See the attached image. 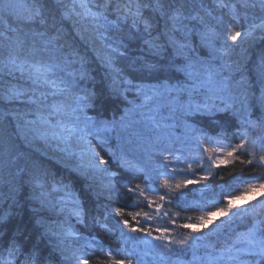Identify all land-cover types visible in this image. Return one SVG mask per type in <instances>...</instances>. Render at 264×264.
<instances>
[{"label": "snow or ice", "instance_id": "obj_1", "mask_svg": "<svg viewBox=\"0 0 264 264\" xmlns=\"http://www.w3.org/2000/svg\"><path fill=\"white\" fill-rule=\"evenodd\" d=\"M69 22L91 44L107 90L85 84L89 58L66 45ZM193 34L207 53L195 54ZM132 39L142 40L153 58L171 45L183 57L174 68L183 80H161L158 63L132 57ZM257 39L264 40V0H0V72L7 78L0 100L16 106L5 117L29 149H18L7 132L0 136V177L8 187L0 196L6 205L0 207V264H47L39 243H25L32 240L27 225L9 227L17 194L28 189L42 209L65 217L58 230L41 235L55 264H264V208L256 212L264 206V115L253 118L247 95L233 94L243 81L234 79L225 59L241 41ZM123 62L157 82L129 79ZM198 93L207 99L193 103ZM110 95L122 96L124 104L111 115ZM259 103L264 108V89ZM178 113L197 118L185 120L179 135ZM221 113L235 120L226 116L214 134L197 126L199 118ZM53 158L107 202L91 222L108 232L115 249L79 231L90 213L81 195L45 166ZM237 161L245 167L229 181L213 171ZM215 177L226 203L221 199L213 209L207 197L188 202L185 189L215 191ZM233 181L247 183L246 192L261 191L258 205L234 208ZM189 209L201 212L195 222L181 218ZM177 228L187 234L177 238Z\"/></svg>", "mask_w": 264, "mask_h": 264}, {"label": "trees", "instance_id": "obj_2", "mask_svg": "<svg viewBox=\"0 0 264 264\" xmlns=\"http://www.w3.org/2000/svg\"><path fill=\"white\" fill-rule=\"evenodd\" d=\"M51 2L54 4L55 0H51ZM167 2L172 3L174 0H167ZM147 12V10H146ZM159 31L163 33L164 31V21L161 19L158 22ZM65 32V43L66 45L74 46L75 48L79 49L82 53H85L89 58V71L91 80L85 81V84L89 87L95 88V89H104L107 90L109 86V83L106 85L107 81H109L105 76V71L100 63L95 59L94 55L91 53L89 47L87 46V40H82L76 33L75 30L72 29L71 23H67V26L64 29ZM123 35H127V31L125 30ZM87 36V33L85 34ZM166 37L164 38V41L166 43ZM191 43L193 48L196 49V55H201V53H207L209 50L207 48H201L200 47V38L198 35L193 34L191 38ZM229 43H231L229 41ZM241 43L238 44V46ZM264 47V40L253 42L251 45L246 46V49L244 52L238 51L237 46L234 47L233 51L231 52V55L228 57H225L226 60H231L234 63L239 64V71L232 72V75L235 80H245V77H241V74H246L247 82L244 83L246 85L245 88L242 89V86L239 87V93L237 94L235 91V87L233 88V94L237 97L241 96V93H245L247 95V105L251 107V113H261V106L258 103L259 100L256 99V96L258 93L261 94V91L264 86V82L262 79H259L257 75L261 73V70L264 69V61L260 60L259 56L261 53V47ZM129 52L132 57H140L143 59H148L149 62L152 63H158L160 67L163 68V72L160 73V78L163 80L164 78H168L170 82L176 83L177 79L180 81L183 80V74L179 72H175L174 68L178 65V63H182L183 57L176 54L175 50L171 45H167L162 52V54L158 57H151L150 53L145 49L142 40L132 39L129 44ZM203 59H208L207 56H202ZM216 64H219V61H215ZM124 68V75L127 76L129 79L136 78L137 82H143L145 84L147 83H156L157 80L154 79L150 74L144 75L139 71V65H136V67H131L127 64V62H123L121 65ZM234 71V70H233ZM6 77L3 73H0V89H2ZM249 81V83H248ZM257 84V91H255L256 84ZM242 89V90H241ZM128 98H132L133 94L128 93ZM201 95V94H200ZM203 95V94H202ZM205 96V95H204ZM260 98V97H259ZM202 100H197L196 103H202ZM218 104L219 102L216 101ZM107 106L109 108V115H111L117 108H123V98L122 96H115L110 95L106 99ZM240 103L238 102L236 107L240 108ZM16 106L9 105L5 101L0 100V136H3L5 132L11 134L12 139L15 141L16 146L21 151L27 152L29 151L28 146L24 144V142L17 139L18 132L16 130V124L14 121L10 122V117L6 118L5 114L8 112L13 111V108ZM91 115V112H89ZM181 116V115H180ZM228 117L232 120H235V117L231 116V113L228 114H217L214 118H199L200 123L199 127H203L205 131L209 133H213V130L218 128L220 124L225 123V117ZM197 119L196 117H183L181 120L187 121V123L191 124L193 121ZM244 158V157H242ZM58 160H55L54 158L46 163V167L50 168L51 173L56 177L57 180L62 179L65 183H68L70 186L74 188V190L81 195V199L85 205V208L90 213V216L88 218L87 227L85 225L81 224L78 225V229L81 233L84 235L92 234L96 236L99 240L103 241L104 244L108 245L110 244L113 249L117 247V244L114 240L109 239V234L104 229H102L98 225H93L91 222V216H102L104 213V207L103 205L107 202L101 197L97 198L95 196V193H90L87 189V184L84 183L82 179L78 180L75 177V174L67 169V165H64L62 167ZM244 165L239 164L237 161L234 165H226L223 166V168L217 170L220 172L224 177L225 181H229L232 179L234 175H239L241 173V170L244 168ZM197 171V169H196ZM200 171V170H199ZM249 176V173L245 171L243 173L242 180H247ZM212 184L213 190H208L206 193L203 189H195V187L191 186L189 189H185L184 191L187 193V200L188 202H199L205 197L208 199H211L213 203L209 205V207H212L213 209L219 205V202L221 199L226 200L229 198L227 196L221 197L219 195V189L215 186L217 184L223 183L219 180V177L213 178V180L210 181ZM247 183L241 182V181H233L232 183V197H240L241 194L246 193ZM30 189L27 191L21 190L18 194L16 199L19 200V206L15 209L16 215L11 217L9 227H16V226H24L27 225L32 240H26L25 243L30 245L33 241L40 244V248L42 250V254L45 257V260L47 261V264H55L56 257L54 255H50V248L51 245L48 243L47 240L41 241V235L44 234L46 231L51 230V227H59L65 217L59 215L58 213L51 212L47 209H42L39 205V203L32 201L31 195H30ZM8 192V187L4 183V179L0 177V196H4ZM120 203H123V201H120ZM257 204L258 203H254ZM252 205V204H251ZM251 205H248L249 207ZM4 200H0V207H5ZM262 208L264 206H258L256 208V212L260 213ZM173 211H176V209H173ZM201 212L189 209L188 211H184L181 213V218H191L193 222H195L198 215H200ZM103 223V220L101 221ZM178 222H183V219H180ZM112 221L109 219L108 224L111 225ZM175 232H181V234H184V232L181 231V229L177 228L175 229ZM179 234V233H178ZM180 234V235H181ZM190 255V254H189Z\"/></svg>", "mask_w": 264, "mask_h": 264}, {"label": "rangeland", "instance_id": "obj_3", "mask_svg": "<svg viewBox=\"0 0 264 264\" xmlns=\"http://www.w3.org/2000/svg\"><path fill=\"white\" fill-rule=\"evenodd\" d=\"M86 34V33H85ZM257 42L258 41H260V39H257L256 40ZM256 41H254V42H256ZM241 44L239 45V46H237V48H238V51H241V52H244V50L246 49V46H248L249 47V44H251V43H253V42H249V41H241L240 42ZM87 46L89 47V49H90V51H91V53L93 54V52H92V49H91V44L88 42V40H87ZM94 55V54H93ZM263 61H264V59H263ZM213 63H215L216 64V62L215 61H212ZM227 62L229 63V64H231L232 65V67H233V72H235V71H239L240 70V68H239V64H238V62L237 63H234V62H232L230 59L229 60H227ZM98 63H99V61H98ZM102 70H104V69H102ZM105 71V70H104ZM0 73H2V72H0ZM246 74L244 73V74H241V76L239 77V78H241V77H246L245 76ZM258 76V78L259 79H262L263 80V82H264V69H262L261 70V74H259V75H257ZM109 83V81H107V83H106V85ZM248 83H249V81H248ZM256 84V83H255ZM108 88H109V86H107ZM258 86H257V84H256V88H255V91L258 93V91H257V88ZM263 88H264V86H263ZM202 95V94H201ZM260 93H258L257 94V96H256V99L257 100H259V97H260ZM198 98V96H197V94L194 96V99H197ZM128 100L129 101H131L132 100V98L130 97V98H128ZM258 103H259V101H258ZM260 105V104H259ZM261 110H262V114L261 115H264V108H261ZM251 112V111H250ZM182 117L183 116H180V114L178 113L177 114V117H176V121H177V128H176V134L177 135H179L180 134V132L183 130V128H182V125H183V122L182 121H179V119H182ZM17 139H19L20 141H22V142H24L23 141V138H22V136H19V134H18V136H17ZM26 145V144H25ZM27 146V145H26ZM216 146V144H215V142L214 143H212V144H210L209 145V147H215ZM216 155H218V156H222V154H220V153H217ZM62 167H64V165H63V163L64 162H62V161H59L58 162ZM222 166V165H221ZM67 167V169L69 170V166H66ZM65 168V167H64ZM203 172V171H202ZM202 172L200 171L199 173H197V175H199V174H202ZM191 186H189V188H190ZM193 187H195V189H202V188H198V187H196V186H193ZM96 196V195H95ZM261 196H262V193H261V191H259V190H257V191H254V192H246V193H243V194H241V196L240 197H237V199H235L234 200V204H233V207L234 208H236V207H240V206H248V205H251V204H254V203H258L259 202V200L261 199ZM214 219H217V218H214ZM58 228L59 227H51V230L50 231H53V230H58ZM181 231L182 232H184V234H187V232H186V230H182L181 229ZM179 234L178 235H175L177 238H180V236L181 235H183V234H181V232H178ZM181 234V235H180Z\"/></svg>", "mask_w": 264, "mask_h": 264}, {"label": "bare ground", "instance_id": "obj_4", "mask_svg": "<svg viewBox=\"0 0 264 264\" xmlns=\"http://www.w3.org/2000/svg\"><path fill=\"white\" fill-rule=\"evenodd\" d=\"M251 44H252V43H251ZM251 44H249V45H251ZM261 50H262V51H261V53H260L259 58H260V60H263V59H264V47H263V46L261 47ZM260 74H261V73H260ZM246 82H247V78L245 77V80H243V83H242V89L246 87V85L244 84V83H246ZM242 89H241V90H242ZM235 91H236V93L238 94V93H239V87H235ZM242 93H243V92H242ZM242 93H241V94H242ZM197 96H198L197 99H194V98H193V103H196L197 100H202V101L204 102V101L207 99L206 96H204V95H200L199 93L197 94ZM183 99L187 100V96L185 95V96L183 97ZM218 102H219V101H218ZM216 103H217V102H216ZM217 104H218V103H217ZM248 110L251 111V107L248 106ZM261 114H262V112H261V113H255V112H253V118H256V116L261 115ZM183 117H184V116H183ZM183 117H182V118H183ZM180 121L184 122V121L181 120V119H180ZM210 134H213V133H210ZM223 166H226V165H222L219 169L223 168ZM219 169H214L213 171H217V170H219ZM199 170H200L201 172L203 171V170L197 168V171L195 170V171H196V174L200 172ZM224 202L226 203V200H224ZM174 235H178V233L174 232ZM183 235H185V234H183ZM183 235H181L180 237H182ZM188 258H190V255H189Z\"/></svg>", "mask_w": 264, "mask_h": 264}]
</instances>
